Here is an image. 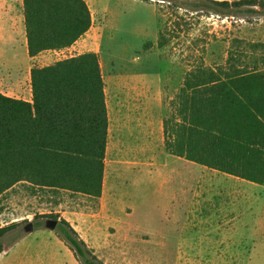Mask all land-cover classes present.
Instances as JSON below:
<instances>
[{"label": "trees", "instance_id": "obj_1", "mask_svg": "<svg viewBox=\"0 0 264 264\" xmlns=\"http://www.w3.org/2000/svg\"><path fill=\"white\" fill-rule=\"evenodd\" d=\"M164 1L183 7L182 2L198 1L195 10L209 5L219 14L264 12V0ZM24 7L31 56L72 46L93 23L86 0H24ZM165 44L160 30L159 47ZM233 57L217 68L200 64L188 72L180 108L165 119L166 147L264 184V72L237 67ZM32 94L31 102L0 92V201L24 185L68 190L98 202L109 133L100 54L33 67ZM18 228V222L0 226V251L23 238L18 231L11 242L3 240ZM56 230L82 264H105L67 219H59Z\"/></svg>", "mask_w": 264, "mask_h": 264}, {"label": "crops", "instance_id": "obj_2", "mask_svg": "<svg viewBox=\"0 0 264 264\" xmlns=\"http://www.w3.org/2000/svg\"><path fill=\"white\" fill-rule=\"evenodd\" d=\"M86 1L93 16L91 28L70 47L49 49L31 56L24 0H0L1 93L32 102V69L35 66H46L40 61L52 51H78L77 54L93 51L101 56L109 133L103 191L98 202L88 198L91 203L95 202L93 205L99 210L91 216L72 212L65 219L96 254V242L109 239L111 225H115L118 231L111 234L110 240L117 236L128 240L143 234L150 235L153 241L161 242L163 256L167 254L169 241L174 233H180L185 241L192 238L197 242H225L227 245L221 244L219 249L218 246L214 249L206 247L208 251L213 250L207 256L215 258L228 257L229 250L231 257L236 256L233 248L241 247L236 242L241 236V239H245L250 228L253 229L252 235L257 238L254 241H264V184L169 150L174 157L181 158L173 161L176 169L172 165L173 170L168 175L157 177L152 169L133 172L132 184L125 191L120 190L121 195H117L116 204L107 202L106 159L112 133L119 137V144L130 146L132 155L137 154L145 160H153L154 144L164 142L166 145L165 119L169 116H165L160 27L157 4L152 0ZM260 70H264V67ZM108 87L114 90L113 109L107 96ZM131 187L133 189L130 191ZM160 189L165 193L164 204L156 202L154 206V192H159ZM125 202L133 206L136 219L131 221L125 204L118 205ZM150 207L151 215L148 211ZM121 210L127 213L126 217L119 216ZM134 225L135 230L132 228ZM188 231L192 236L187 239ZM49 236L50 239L48 237L47 240L59 246L60 252L65 251H62L63 248L69 250L77 263L82 264L59 233L52 230ZM202 248L203 244L192 249L202 253ZM7 251L0 252L7 254ZM179 251L180 255H188L185 244L179 247ZM56 253L58 251L54 250L40 253L37 255V262L45 264L46 258L55 257ZM97 256L103 258L102 255Z\"/></svg>", "mask_w": 264, "mask_h": 264}, {"label": "rangeland", "instance_id": "obj_3", "mask_svg": "<svg viewBox=\"0 0 264 264\" xmlns=\"http://www.w3.org/2000/svg\"><path fill=\"white\" fill-rule=\"evenodd\" d=\"M152 1L157 4L159 27L166 40L165 46L160 47L166 117L179 110V94L188 72L193 67L206 64L217 68L218 65L225 64L230 54L234 56L237 67L240 66L245 70L264 67V12L260 14L244 12L219 14L209 5L203 9L195 10L194 4L198 1L182 2L184 7L175 6V4L164 0ZM236 38L241 42L236 41ZM256 43L258 45L254 46L253 44ZM77 53L78 51L69 50L52 51L40 63L50 65ZM35 64H37V59ZM107 94L110 107L113 109L114 90L108 87ZM153 148L155 154L153 160L142 159L137 154H131L129 145L119 144V137L112 133L106 159V198L108 203L116 204L117 195H121L120 190L125 191V188L132 184L131 174L133 172L152 169L157 177L168 175L173 170L172 165L176 169V164L173 161L181 160V158L170 154L164 142L154 144ZM167 154H170L169 157H166ZM132 189V187L129 188L130 191ZM88 198L84 194L68 190L54 192L37 186L28 188L24 185H17L0 201V226L12 222L19 223L18 230L10 232L3 238L6 244L12 241L18 231H23L25 235L7 251V254L0 252V264H39L37 255L53 250L58 253L55 257L46 258L45 264H78L69 250L63 248L62 251H65L60 252L59 246H55L47 240L48 237L50 239L49 235L52 234V230L43 227H47V220L66 218V215H70L72 212L89 216L97 213L99 208L95 207L93 205L95 202L91 203ZM164 200L165 193L162 189L159 192H154V206H156V202L160 205L164 204ZM123 204L127 208L126 212L130 214L131 221L136 219L133 206L126 202L118 205ZM148 211L151 215V207ZM123 212L126 213L121 210L120 217L127 216V213L124 215ZM158 212L160 215V209ZM30 221L34 222L35 230L27 233L25 226ZM132 228L135 230L136 226L134 225ZM55 231L57 232V230ZM117 231L118 228L111 225L110 233L113 234ZM142 231L144 232V230ZM111 234L108 240L103 239L96 242L95 250L98 255H102L101 260L105 264H264V241H254L257 238L252 235V228L245 239H241V236L240 240L236 242L241 245L239 248L238 246L233 248L236 256L231 257V250H229L228 257L216 258L207 256L213 250L208 251L206 247L214 249L218 246L219 249L220 245L225 242L193 241L192 238H189L192 236L190 231L186 233L188 235L186 238H189L187 241L180 233L172 234L169 241L170 246L164 256L161 255V242L153 241L150 235L143 234L128 240L117 236L110 240ZM184 244L188 251L187 256L180 255L179 247ZM201 244L204 245L202 253L199 250H193Z\"/></svg>", "mask_w": 264, "mask_h": 264}, {"label": "water", "instance_id": "obj_4", "mask_svg": "<svg viewBox=\"0 0 264 264\" xmlns=\"http://www.w3.org/2000/svg\"><path fill=\"white\" fill-rule=\"evenodd\" d=\"M59 220L57 219H49L47 220V227L51 230H56L58 226ZM35 230V224L33 221H30L26 226H25V231L27 233L33 232Z\"/></svg>", "mask_w": 264, "mask_h": 264}]
</instances>
